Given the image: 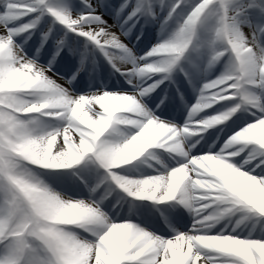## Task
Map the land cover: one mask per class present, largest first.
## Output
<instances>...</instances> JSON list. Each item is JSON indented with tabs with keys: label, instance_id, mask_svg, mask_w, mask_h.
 <instances>
[{
	"label": "snow or ice",
	"instance_id": "obj_1",
	"mask_svg": "<svg viewBox=\"0 0 264 264\" xmlns=\"http://www.w3.org/2000/svg\"><path fill=\"white\" fill-rule=\"evenodd\" d=\"M45 17L52 19L41 31ZM141 20L142 28L159 24L163 30L172 22L177 30L134 56L126 37ZM57 23L61 29H54ZM37 32L39 44L29 55L25 45ZM158 53L179 58L160 64ZM42 56L46 64L37 62ZM101 57L130 86L127 94L77 96L73 82L79 84L81 74L91 79ZM217 64L224 70L207 80ZM61 70L64 75L57 74ZM174 70L190 86L205 81L182 128L155 115L168 97L151 110L145 106L161 84L175 87ZM176 95L182 103L179 89ZM121 105L138 115L124 118L120 114L131 113L118 111ZM214 105L215 112L235 111L224 125L223 146L196 134L169 150L174 141L163 133L199 130L196 114ZM47 119L58 123L49 129ZM120 124L147 132V150L164 149L175 161L171 167L158 161L154 174L136 180L145 184L135 193L129 192L131 179L113 174L120 166H113L111 145L133 136H121L115 128ZM258 126H264V0H78L63 8L48 0H0V264H264V235L236 230L246 219L264 222V144L258 135L246 144L231 143L237 133L258 132ZM110 129L112 140L105 138ZM201 139L205 143L197 147ZM81 161L71 172L34 170L73 169ZM177 169H183L179 183L172 175ZM39 175L63 178L67 186L58 192ZM113 184L137 200L173 203L155 207L144 227L116 223L101 208ZM84 192L87 199H78ZM98 192H104L99 199ZM177 208L187 219L172 215ZM236 214H242L236 227L215 229Z\"/></svg>",
	"mask_w": 264,
	"mask_h": 264
},
{
	"label": "bare ground",
	"instance_id": "obj_2",
	"mask_svg": "<svg viewBox=\"0 0 264 264\" xmlns=\"http://www.w3.org/2000/svg\"><path fill=\"white\" fill-rule=\"evenodd\" d=\"M50 1H60V0H50ZM113 3H119L120 0H112ZM73 5H78V0H72L71 2ZM57 8H63L65 5L64 4H60L58 2V4L54 5ZM79 9L78 8H73V12H77ZM161 15L163 16V13H161ZM108 21L109 23H112V18L109 16L108 17ZM142 21V20H141ZM140 23V22H139ZM138 23V24H139ZM143 23V21H142ZM156 25L159 24H149L147 26H149V29L151 30V32L147 33L145 31L146 26L144 25L143 28L140 26L136 33H138V35L140 36V40L141 42H143L145 45L150 44V42L156 40L158 41L160 36H163L164 38H167L169 36H171L176 30H177V26L176 24L170 22L167 25V30H161L159 29H154V26L156 27ZM44 27H47V25H43ZM142 29V30H141ZM152 29H154L152 31ZM149 30V31H150ZM135 33V34H136ZM142 33V34H141ZM63 34V32H62ZM61 34V35H62ZM159 34V35H158ZM56 36L58 37L59 35L56 33ZM70 36V35H69ZM128 39H131L132 41L134 40L133 36H130ZM162 42V41H161ZM128 46V45H127ZM130 48V50L133 53V49L128 46ZM138 48V46H137ZM25 49L28 51L29 55H31L32 51L28 50V46L25 45ZM34 52V50H33ZM114 52L119 53V50H114ZM187 52V50H186ZM134 56H137L133 53ZM59 60V59H58ZM38 63L44 64L45 62H47V58L42 56L38 61ZM181 66H183V58L180 62H178ZM54 71L56 70V67H54L53 69ZM224 70L223 65L221 64H217L216 66H214L212 69L209 70V73L207 74L206 79L207 80H211L210 77H212L213 75H220V73ZM176 71V70H174ZM58 75H64L63 70H61L60 72L57 73ZM101 74L100 70H99V75ZM157 76H159V74H156ZM85 76V77H84ZM102 76V75H101ZM82 77H84V79L82 80V82H80L79 84H76V82L74 81V87L71 89L75 94L79 95H84L85 92H97V91H101V90H105L108 87V84L105 83L103 81V85H100L99 81L95 80L94 83H86L85 81H88L86 79V74H83ZM68 77L65 76V79H67ZM172 78L175 82V88L169 90L167 93L162 95V98L164 97H168V100L170 101V99L173 96H176V90L179 89L180 90V94L181 96H183V102L177 104L176 106H174L172 103H168L165 102V105H163L162 109L164 110L161 114L171 120L169 126H177L179 128H182L183 125L185 124L186 120H187V116H188V112L190 111V109L192 107L195 106L196 104V100L193 99L194 96H198V89L199 87L202 86V83L205 81H198L195 82L192 86H190L188 84V82H179L180 79V74L179 71L178 73L173 72L172 73ZM78 79H81L80 77H78ZM99 80L101 81V78L99 77ZM167 84V86H171L169 85L167 82H165ZM115 86V85H114ZM129 85L125 82V84H123L122 86V90L121 91H114V92H110V94H127V90L129 89ZM165 87V86H164ZM172 87V86H171ZM195 89V90H194ZM163 93V90H161ZM164 96V97H163ZM151 98H145V102L147 103H152V96H150ZM146 104V103H145ZM217 107L216 105L212 106L210 109L204 110L202 109L200 113H197V119H201L200 117H203L204 115H206L207 113H211V114H215L217 115L220 112H215L213 111V108ZM123 115L124 118H134L135 114H120ZM220 115V114H219ZM211 118V117H208ZM207 117H204L203 119H208ZM139 122H145L144 119L142 117L137 118ZM165 122V121H163ZM44 123L49 127V129L55 127L57 125V121L54 119H47L44 121ZM197 123V122H196ZM220 125H225V123L223 124H219L217 126H215L212 130L210 131H203L200 132L197 129V137H207L209 140V143L211 144H218L219 143V131H220ZM116 131L118 133H120L121 136H127L128 138H130L131 135L137 134L138 129H135L134 125H130V124H120V125H116L115 126ZM111 132V129L105 133V138H108L109 140H112L113 137H111L109 135V133ZM205 135V136H204ZM197 137H192L189 138L190 140H195ZM228 139V138H227ZM226 142V141H225ZM205 141L203 139L200 140V143L197 144V147H200V144H204ZM223 146V144H222ZM221 146V147H222ZM218 151V149H217ZM152 152L153 155L149 158L148 157V153ZM206 153V152H205ZM209 154V153H206ZM212 154V153H210ZM162 155L164 157V159L166 160V165H168L169 167L173 166L175 164V161L171 159L170 155L168 153L165 152L164 149H151V150H146V152L139 157L137 160L130 162L128 165H121L119 170H115L113 172V174L115 175H122L124 179H131V180H139V179H144V178H149L152 174H154V171L157 170L159 168V164L157 163V161H160L161 163H164L159 156ZM171 156H175V154H171ZM226 156H228L229 161H231V159H233V157L229 154L226 153ZM237 158V157H236ZM143 159H148L150 162H152L155 165V168H152V170H144L143 168L141 169H136L133 166L136 164V162L138 161H142ZM241 163H243V161H241ZM85 162L81 161L80 165H74L73 169H64L63 171L65 172H71L74 169H78L79 167H81L82 165H84ZM90 165H88L89 167ZM235 166V165H234ZM92 167V165H91ZM121 170H127V171H121ZM243 170V169H241ZM251 174V173H249ZM124 175H127L126 177ZM40 179V178H39ZM41 180V179H40ZM42 181V180H41ZM44 184H46L47 186H49L50 188H54L56 191H61L62 189H64L67 185L66 183H55V184H49L46 183L44 181H42ZM116 190L115 191H111L110 192V196L108 197V200H105L101 206V208H105L103 211L107 212L109 214V219H114V222L116 223H121L122 219H129L134 217V213H136V210L130 209V208H125L123 207L122 203H120L119 199L117 198V195L115 196V193H121L123 195H127L126 193H123V191L121 189H119L117 186L114 187ZM118 190V191H117ZM119 193V194H120ZM101 194H104V192H98L96 194V198L99 199L101 196ZM128 197V196H127ZM78 199H87V193L84 192L82 195H80L79 197H77ZM132 199H136L135 197H131ZM130 198V199H131ZM109 202H112V206L116 205L115 209H109ZM161 203H165L166 205H169L171 203H173L172 201H164ZM133 210V211H132ZM113 213L115 214V216L113 217ZM137 213L140 215V218L137 220V224H134L138 227H144V221H147L149 219L152 218V214L153 211L145 213V212H141V211H137ZM177 214H181L185 219H187V213L184 211V209L182 208H177L175 210V212L172 213L173 216L177 215ZM242 214H236L235 216H226L224 217L219 224H217L215 226V229H219V230H230L232 227H236V220L240 218ZM156 216L158 217L159 214L157 213ZM190 223V221H189ZM162 224V221H161ZM249 225V219L243 220L242 223L239 224V226L236 228L237 232H240L242 235H244L243 233L245 232V228ZM159 234V233H157ZM257 235H262V229L258 232Z\"/></svg>",
	"mask_w": 264,
	"mask_h": 264
},
{
	"label": "clouds",
	"instance_id": "obj_3",
	"mask_svg": "<svg viewBox=\"0 0 264 264\" xmlns=\"http://www.w3.org/2000/svg\"><path fill=\"white\" fill-rule=\"evenodd\" d=\"M159 59L158 63L165 64V63H171L174 60L179 58V54H167V53H158L157 54ZM121 113H131V114H137L135 113L134 109L127 105H121L118 109ZM231 112V115L235 114L234 110H229ZM229 112H224L220 115L213 116L211 118L205 119L203 121L198 122L199 124V130H207L215 125H219L227 121L231 118V115ZM127 123H133L132 121H127ZM106 125L101 124L99 126V130L103 131ZM259 131L254 132L252 128H248L245 130H242L241 132L237 133L235 136L231 138V143L233 145H239V144H246L251 142V136L252 135H258L259 136V143L264 144V126H258ZM197 131H191L188 129H182L179 133L173 132L172 135H168L167 132H164L163 135L167 136L168 140L174 141V143L170 144L169 150H176V148L182 147L184 143H186L187 138L196 135ZM184 136L185 138L183 140H176V137ZM151 144V140L148 138V133L145 131H142L141 133H138L136 135H133L130 139L125 140L123 142L114 143L111 145L113 148V151L110 153V159L113 162V166L119 167L123 164H129L132 161L137 160L139 157H141L147 150V147ZM158 162V161H157ZM175 177V183H179L183 179V169H177L172 174ZM145 182L132 180L130 181L129 185V192L135 193L143 187ZM151 186L145 188V191H151Z\"/></svg>",
	"mask_w": 264,
	"mask_h": 264
},
{
	"label": "rangeland",
	"instance_id": "obj_4",
	"mask_svg": "<svg viewBox=\"0 0 264 264\" xmlns=\"http://www.w3.org/2000/svg\"><path fill=\"white\" fill-rule=\"evenodd\" d=\"M60 4H67V3H71L72 2V0H60V1H58ZM58 2H56V1H50V0H48V3L49 4H51L53 7H55V8H57L56 6H54V5H56V4H58ZM49 19H52V18H50V17H45L44 18V22L41 24V26H40V30L41 31H43V30H46V28L47 27H44L43 25H47L48 24V21H49ZM141 25H143V23H142V21H140V23L137 25V28H136V30L141 26ZM159 29L160 28V25H156V27L154 26V29ZM165 28H167V26L165 27ZM165 28L163 29V30H165ZM54 29H61V26L59 25V24H56V25H54ZM154 29H152V31L154 30ZM161 29V28H160ZM150 29H149V26L147 27V32H151V30L149 31ZM56 33H62V30H60V31H56L55 32V34ZM131 34H134L133 35V38H134V40H135V42H134V40L133 41H129L128 40V38H126V40L129 42L128 43V46H130L132 49H133V53L135 54V55H137V56H143V55H145L146 54V52L147 51H149L153 46H155V44L157 43V41L156 40H154V41H152V42H150V44H148V45H144V46H142V42L140 41L139 42V40H137L136 39V37L138 36V35H136L135 33H134V31H133V28L131 29V32L129 33V35H131ZM70 37V36H69ZM33 38H35V44H34V46H33V48H29L32 52H33V50H35V47L36 46H38V44H39V32H37V33H35L33 36H32V39ZM29 41H31V40H29ZM28 41V42H29ZM18 43L20 42L19 40L17 41ZM51 44V42L49 43V45ZM137 46H138V48H137ZM28 49V50H29ZM98 64H99V69H100V72H101V74L99 75V77L101 78V81H100V84L101 85H103V82H102V79H103V81L105 82V83H110V84H113V85H115L114 86V89H107V90H103V91H107V92H109V91H120L121 90V88H122V86H123V84H125V81L121 78V77H119L118 75H113V74H111L112 73V69L103 61V58L101 57L99 60H98ZM181 76H182V78H180V80L181 81H183L185 78H183L184 77V75L183 74H181ZM88 77V76H87ZM211 79H215V78H218V75L216 74V75H213L212 77H210ZM88 79L90 80V81H93V78H89L88 77ZM161 90H163V93H162V91ZM167 88L166 87H163L162 85H160V87H159V90H157V91H155V92H153V93H151V96L152 97H154V101H158L160 98H161V96L165 93V92H167ZM194 99H198V98H196V97H193ZM197 101V100H196ZM148 110H150V109H148ZM223 113V111H221L219 114H222ZM218 114V115H219ZM238 115V114H237ZM241 115H243V116H247V114L246 113H243V114H241ZM212 116H215V114H211V113H208V114H206V115H204L203 117H200V118H204V117H212ZM232 119H235V116L234 117H232ZM195 122H200V119H197ZM216 126V125H215ZM215 126H213V127H211V128H209L208 130L210 131V130H212ZM238 130H240V129H237V131ZM224 136V132L219 136V138H218V140H219V143L218 144H220V146H222V141H221V137H223ZM227 138H230V137H225L224 138V141L223 142H225L226 140H227ZM201 154H206L205 152H202ZM210 154V153H209ZM212 154H215V153H212ZM241 156H243L244 154L243 153H241L240 154ZM159 158L164 162V163H166V160L164 159V157L162 156V155H160L159 156ZM238 158V157H237ZM247 157H245V159H246ZM134 168H136V169H141V168H144V170H152V168H155V165L152 163V162H150L149 160H147V159H145V160H142L141 162L140 161H138V163H136L134 166H133ZM35 172L37 173V174H39V173H41V172H47V171H58V172H62V171H60V170H40L38 167H36L35 169ZM66 172V171H65ZM43 175H39V178L41 179V180H44V177H42ZM47 176V175H46ZM125 177L127 176V175H124ZM49 178H52L53 180L52 181H48L49 182V184H50V182H52L51 184H55V183H64L65 182V180L63 179V178H54V177H52V176H48ZM45 181H47V180H45ZM66 183V182H65ZM113 188H114V184H113ZM116 194H117V198H119V199H121V200H125V201H127V202H129L128 204H126L125 205V207L126 206H128V207H130L131 206V208L133 209V210H136V212L137 211H142V212H147V211H151V210H153L152 208H154V207H156L157 205H155V204H153L152 203V201H139V202H135V201H132V200H130V199H128V198H126L123 194H119V193H115V196H116ZM112 205V204H111ZM158 207H161V206H158ZM108 208L109 209H112L113 208V206H108ZM106 213V212H105ZM107 214V213H106ZM108 215V214H107ZM137 218H139V215L138 214H136L135 215ZM122 223H129V222H127V220L126 219H124L123 220V222ZM133 224V223H132ZM262 227H264V222H258L255 218H250L249 219V225L245 228L246 230H245V232L243 233L244 235H247L249 232H252L254 235H257L258 234V232L262 229ZM262 235H264V232H262Z\"/></svg>",
	"mask_w": 264,
	"mask_h": 264
}]
</instances>
